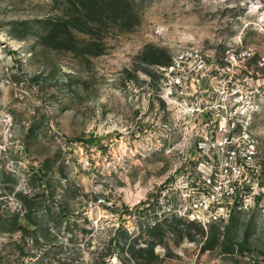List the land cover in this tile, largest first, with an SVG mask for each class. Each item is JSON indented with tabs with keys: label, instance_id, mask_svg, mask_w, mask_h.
<instances>
[{
	"label": "rangeland",
	"instance_id": "rangeland-1",
	"mask_svg": "<svg viewBox=\"0 0 264 264\" xmlns=\"http://www.w3.org/2000/svg\"><path fill=\"white\" fill-rule=\"evenodd\" d=\"M228 137L252 193L203 227ZM0 264H264V0H0Z\"/></svg>",
	"mask_w": 264,
	"mask_h": 264
},
{
	"label": "built area",
	"instance_id": "built-area-1",
	"mask_svg": "<svg viewBox=\"0 0 264 264\" xmlns=\"http://www.w3.org/2000/svg\"><path fill=\"white\" fill-rule=\"evenodd\" d=\"M174 70L175 66L171 71ZM163 71L169 73L168 68H163ZM182 82L180 76L172 77L165 95L174 97ZM229 141L230 137L217 142V153L223 152L222 160H216V164L214 160L200 163L196 176L191 177L181 197L184 201L181 215L203 227L229 218L237 202L240 208L249 202L250 191L244 186L246 180H242L251 176L248 165L254 153L250 152L247 142Z\"/></svg>",
	"mask_w": 264,
	"mask_h": 264
},
{
	"label": "trees",
	"instance_id": "trees-1",
	"mask_svg": "<svg viewBox=\"0 0 264 264\" xmlns=\"http://www.w3.org/2000/svg\"><path fill=\"white\" fill-rule=\"evenodd\" d=\"M251 175H252V172H251Z\"/></svg>",
	"mask_w": 264,
	"mask_h": 264
}]
</instances>
